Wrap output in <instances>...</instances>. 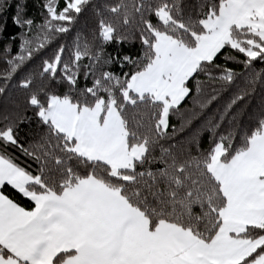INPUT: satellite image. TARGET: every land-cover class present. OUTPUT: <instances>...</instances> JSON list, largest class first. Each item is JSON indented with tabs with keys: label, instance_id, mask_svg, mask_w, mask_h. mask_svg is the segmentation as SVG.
Instances as JSON below:
<instances>
[{
	"label": "snow or ice",
	"instance_id": "1",
	"mask_svg": "<svg viewBox=\"0 0 264 264\" xmlns=\"http://www.w3.org/2000/svg\"><path fill=\"white\" fill-rule=\"evenodd\" d=\"M9 10L0 264H264V105L247 127L233 111L264 86V0H0V36ZM240 78L176 139L187 99L203 112Z\"/></svg>",
	"mask_w": 264,
	"mask_h": 264
},
{
	"label": "trees",
	"instance_id": "2",
	"mask_svg": "<svg viewBox=\"0 0 264 264\" xmlns=\"http://www.w3.org/2000/svg\"><path fill=\"white\" fill-rule=\"evenodd\" d=\"M37 9L29 3L28 5V14L36 16V19L39 20L40 17L36 15ZM13 10H9L6 14V21H7V30L4 32L3 36H0V47H4L8 43V37L14 33H20L23 31V29L17 28L12 23V17ZM87 24V28L84 26ZM77 28H84L85 32L88 31V29L94 27V24L91 20V12L85 13L84 17L81 18L80 23L76 26ZM64 38H62L63 40ZM69 41L71 40V37L69 36L67 38ZM58 43V42H57ZM18 44L19 40H17L16 44L12 45V52L15 54L18 51ZM56 45L53 44L50 48L46 50V53L44 54H51L53 48H55ZM139 43L133 42V43H124V44H117L112 43L109 45L106 49L108 53L114 54L116 56H123L125 54H135L139 50ZM40 60V57L37 56L36 59H34L32 62H30L26 68L25 71L28 69L33 68L34 65L38 64ZM264 67V65H257V68ZM109 70L113 71L115 74L119 75L121 73V69L118 64H113L109 66ZM130 67H125L123 71H130ZM240 68H237V71H240ZM237 86L244 87V81L243 78H240L237 80L236 85L232 86L229 90L223 91L220 93L219 99L217 101H214L212 105L209 106V108L205 109L203 112L197 107L194 106L193 100L191 98L187 99L186 102L182 106V111L184 112L185 118L188 117L191 118V123H184V129L183 131H180L181 127V119L178 116H173L171 119V123L174 124L177 128V135L176 139L179 141H185L188 137L192 135V133L196 130L201 128V126L204 124V122L207 119H210L214 114L217 113V110L222 107V105L229 99V97L237 91ZM218 87V86H217ZM209 93L211 92V88L206 89ZM264 105V86L257 85L255 92H253L249 97L246 98L244 102L239 104L238 106H235L233 111L236 113H240V121L242 124L247 127L249 123L254 119L255 115L259 113L261 106ZM209 140V134L205 132L201 138V143L204 147H207Z\"/></svg>",
	"mask_w": 264,
	"mask_h": 264
}]
</instances>
